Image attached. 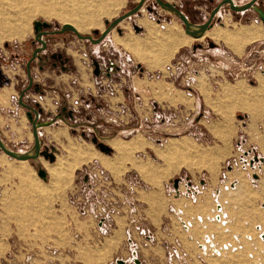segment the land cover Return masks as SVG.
<instances>
[{"label": "rangeland", "instance_id": "1", "mask_svg": "<svg viewBox=\"0 0 264 264\" xmlns=\"http://www.w3.org/2000/svg\"><path fill=\"white\" fill-rule=\"evenodd\" d=\"M35 1V9L24 5L0 16L13 22L9 33L23 14L30 17L23 40L0 43V139L15 152L33 146L29 109L19 104L23 92V103L40 108L41 150L57 163L67 158V144L63 137L53 140L49 129L66 128L77 144L102 153L101 143L111 151L75 169L70 182L53 177L42 154L28 160L35 172L24 171L22 179L14 173L20 161L0 150V264H264V32L241 55L206 35L167 62L160 47L170 24L184 26L154 0L99 44L54 32L87 10L101 27L80 35L95 40V30L139 0L118 7L109 0ZM96 1L107 2L110 13L100 15ZM165 1L200 25L223 0ZM36 22L47 23L39 31L48 34H41L46 47L28 76L27 64L41 47ZM251 24L264 29V0L240 13L223 5L209 33ZM120 36L141 42L140 55L118 43ZM157 55H163L162 68L150 69L146 59ZM7 87L13 88L10 99L2 91ZM137 138L149 146L131 152L115 144ZM188 138L192 145L182 143ZM133 161L158 177L166 172L165 179L147 182ZM39 168L47 171L45 179Z\"/></svg>", "mask_w": 264, "mask_h": 264}, {"label": "bare ground", "instance_id": "2", "mask_svg": "<svg viewBox=\"0 0 264 264\" xmlns=\"http://www.w3.org/2000/svg\"><path fill=\"white\" fill-rule=\"evenodd\" d=\"M74 1L81 2V0H74ZM108 2L113 3L114 7H118L121 5L122 0H109ZM96 3H97V1H96ZM24 5H31L35 9L38 7V2H36L35 0H0V16H2L4 14L2 12H4V10H6V9H10V8L13 9L14 8V10L15 9L18 10V9L22 8V6H24ZM95 7L97 8V12H99L100 15H108L110 13V11L108 9V3L107 2L104 3V2L100 1L96 4ZM83 12H87V13L82 14L79 21H74L71 19L70 20L65 19L64 20L65 24L74 28L75 31L79 34H81L80 32L88 31V29L92 28V27H101L100 22L98 20H94L95 18L91 13H89L87 10H84ZM29 18H30L29 15L23 14L21 16V18L17 19L14 22V23H16L15 24L16 27L13 28V30L10 33L7 32L9 29H6V27L7 28L12 27L13 22L7 18L3 19V20L0 19V27L2 28V30L4 28V30H3L4 33H0V43L5 39H14L15 38V39H18L20 41L23 40L25 33L23 31L24 29H22V28L27 27L26 25L29 23L28 22L30 20ZM63 26H65V25H63ZM254 27L255 26L252 25V29L250 27L248 29H239V30H236L234 32H231L229 30H224V29L223 30L217 29L212 33H208L210 31V29L207 31H204V32L188 31L186 33L189 36L187 34H185L183 31L178 32V33L171 31L170 33L168 32V34L166 36L167 37V40H166L167 44H161L160 49H161V52L164 53L165 60L168 62V61H170V59L175 55V53L182 46L190 45L195 39H202L205 35H210L217 42L224 41V42H226V44L229 45V47L234 46L236 49L239 48V49H237V52L242 53V51H240V48L244 49L245 45L254 43V42L261 39L262 33L260 32V30L262 28L260 30H258V29H255L256 27L255 28ZM249 29H251V30H249ZM99 32H102V31H99ZM116 40L118 43L122 44L127 50H131L135 54L140 55L139 54L140 50H141V52L143 51V49L141 47L142 43L133 37H131V38L129 37V40H119V39H116ZM234 47H231V48L233 49ZM141 59L144 60L142 57H141ZM143 144H144V142H142L141 145L136 144V145H134V147L131 146L133 144H125V145L123 144L124 146L122 147L121 146L122 144L119 143V144H116V146H119V148H120L119 150H121V151H125L127 148V150L130 149V151L133 152L137 149H140L141 147H139V146H143ZM16 153H20V152H16ZM38 157L41 158V156H38ZM12 159H14V158H12ZM87 159H92V158L90 156V158L87 157ZM14 160H18V159H14ZM103 160H104L105 164H109V160H107L105 158ZM18 161H24L25 162L28 160H18ZM55 162H56V158L53 162H50V163L53 164ZM60 165L62 166V164H60ZM72 168L75 169L76 167L73 166ZM139 170H140L141 174H143L144 176L146 175L147 172L144 170V168H140ZM177 189L181 190L179 182H178V188ZM117 261H119V260H117ZM121 262H122L121 264H125V261H121Z\"/></svg>", "mask_w": 264, "mask_h": 264}, {"label": "water", "instance_id": "3", "mask_svg": "<svg viewBox=\"0 0 264 264\" xmlns=\"http://www.w3.org/2000/svg\"><path fill=\"white\" fill-rule=\"evenodd\" d=\"M146 0H139V2L133 7V9H131L130 11L126 12L125 14L121 15L120 17L114 19L113 21H111L110 23L108 21H105V25H107V27L102 31V32H98L97 30H95L93 33L95 35L99 34L97 39H92L89 36H83L80 35L79 33H77L75 31L74 28H72L71 26L65 25V26H61L59 31H56L54 33L56 34H63L67 31H71L72 33H74L76 35V37L79 40L82 41H89L93 44H99L100 42H102L105 37L115 28H117V26L123 22L124 20L136 15L141 8L143 7V5L145 4ZM156 3L164 8L165 10H168L170 12H172L182 23L184 26V30L185 32L188 31H198V32H204L207 31L212 23V20L214 18V16L217 14V12L220 10V8L223 5H228L229 9L232 10L233 12L236 13H240V12H244L246 10H249L250 8H252L254 6V4L258 1V0H251L250 2H248L245 5L242 6H235L232 0H223L217 7H215V9L211 12L210 17L208 18V20L200 25H193L189 22V20L186 18V16L179 10L177 9L174 5H171L168 2H164L162 0H155ZM49 25L45 22H36L34 25V30L36 32V36H35V40L38 41L41 44V47L35 49V51L32 54L31 59L29 60L28 64H27V75L29 76V70H30V64L32 61H34L37 56L38 53L42 52L43 50H45L46 47V43L41 39V34H48V32H41L40 33V28H48ZM133 29L136 32L140 31V28L138 26H133ZM118 33H121L120 31ZM95 66V71L94 73L96 75L99 74V67L98 65H94ZM30 79V78H29ZM22 98H23V92L20 94L19 96V104H21L22 106L26 107L29 109V111L27 112V116L31 119V124H32V134H33V138H34V143L33 146L25 151V152H20V153H16L15 151L11 150L10 148H8L3 141L0 139V150L3 151L7 156L14 158V159H18V160H30V159H34L37 158L40 154H42L45 158H48L49 162H53L54 161V155L52 153H49L45 150H41V142L39 140L38 137V126L41 125L40 122L38 121V117H39V113H40V108L38 109H34L33 107L29 106L26 103L22 102ZM31 111H33L34 113V117H32L31 115ZM46 124V123H44ZM93 143H96L95 139L92 140ZM97 147L99 148V150L101 152H110L111 151V147L107 146V145H103L101 143H96ZM37 175L43 179L46 178L47 172L42 169L39 168L37 170ZM178 182L179 179H174L173 180V185L174 188L177 189L178 188ZM138 262V261H136ZM119 263L121 264V260H119Z\"/></svg>", "mask_w": 264, "mask_h": 264}, {"label": "crops", "instance_id": "4", "mask_svg": "<svg viewBox=\"0 0 264 264\" xmlns=\"http://www.w3.org/2000/svg\"><path fill=\"white\" fill-rule=\"evenodd\" d=\"M143 18H145V17H143ZM139 24V23H138ZM252 25L253 24H251V25H247V26H243V25H240L241 26V28H238V29H236V30H239V29H248V28H250L251 27V29H252ZM141 26H143L145 29H146V32H150L151 33V31H150V29H149V27L147 26L146 27V25H141ZM153 26V25H152ZM260 26V27H259ZM170 27H174V29H176V31H178V30H181V31H185L184 29H183V27L182 26H180V25H178V24H176V23H173V24H170ZM245 27V28H244ZM247 27V28H246ZM256 27V28H255ZM255 29H258V30H260L261 28V30H260V32L262 33V35H263V26L261 25V24H257V25H255ZM148 28V29H147ZM251 29H249V30H251ZM149 30V31H148ZM214 30V29H213ZM235 29L233 30V31H231V32H234V31H236ZM158 30H156V32H157ZM167 31V29L165 30V32ZM154 32V31H153ZM120 39H124L123 37H120ZM126 39V38H125ZM259 41V40H258ZM257 42V41H256ZM222 43L227 47V48H229V45L228 44H226V42H224V41H222ZM255 43V42H254ZM248 45V44H247ZM247 45H245V47L247 46ZM185 46H190V45H184V46H182V47H185ZM181 47V48H182ZM231 47H234V46H230V48ZM245 47H244V49H245ZM180 48V49H181ZM229 48V49H230ZM179 49V50H180ZM235 51H233V53H235V54H237V55H241L242 53H243V51H244V49H241L240 48V51H242V53H239V52H237V49H239V48H233ZM232 50V49H231ZM179 51H177L176 53H178ZM239 53V54H238ZM163 55L161 56V55H157V58L155 57V58H153V57H149L148 56V58L149 59H146V60H148V67L150 68V69H157V68H162L161 66H159V64L161 63V60H163ZM159 60V61H158ZM263 86H264V82H263ZM2 91H4L7 95H4V96H7V97H9L8 99H10V96H11V94H12V91H13V88L12 87H7L6 89H3ZM2 104H7V103H2ZM240 104V103H239ZM251 105H252V103H251ZM251 105H250V107H251ZM66 126V125H65ZM47 128V130L49 129V127H46ZM66 128H60V129H58V130H55V133L54 132H52L51 130L52 129H49L50 130V136H51V138L53 139V140H61L60 139V137H63V139H64V141H63V143H66L67 145L65 146V148H66V150H67V153H68V155H67V158L65 159V161L64 162H59V163H57V162H55V163H53V164H51L50 165V169H49V166L47 165V164H45V166H46V168H47V170H49L50 171V173L53 175V177H62V176H64L68 181H70L71 182V179H72V177H73V175H74V171H75V169H77V168H79L81 165H83V164H86L87 163V161L88 160H92V159H96V158H98L99 156H103L102 155V153H99L96 149H95V147L93 148H87V147H85V145H80V144H77L76 143V141H75V139H73V138H71V136L70 135H67V131L65 130ZM69 136V137H68ZM72 140L74 141V143H72ZM137 140V141H136ZM139 141V142H138ZM142 141H144V140H139V138H137V139H134V140H132V141H130V142H128L127 144H133V145H131L132 147H134V145H141V143H142ZM69 142V143H68ZM71 142V143H70ZM146 142H144V144H143V146L145 147V146H149V145H147L148 143H146ZM182 143H188V144H190V145H192V141L188 138V139H184L183 141H182ZM116 144H119V143H116ZM143 146H139V147H141L140 149H142L143 148ZM5 155V154H4ZM6 157H7V155H5ZM90 156H91V158L92 159H87V157H89L90 158ZM130 157L131 156H127V159H130ZM85 160V161H84ZM20 163L22 164V167H20L17 171H15L14 173L15 174H17L20 178H22V179H24V176L25 175H30V174H28L29 173V171L31 170L30 169V167H29V164H28V161H20ZM60 164H62V166L60 165ZM133 164H135V165H133ZM175 164V163H174ZM174 164H173V166H174ZM72 165L73 166H75L76 168L75 169H73L72 168ZM111 165V169L112 168H114V165L113 164H110ZM143 165H137L136 163H135V161H133L132 162V167L133 168H135V169H137L139 172H140V168H143L142 167ZM145 167V166H144ZM148 171H147V173H146V175L144 176L143 174H141V172H140V174L143 176V178L148 182H150V180H152L153 182H155V183H157L156 185H160L161 184V181L163 180V179H165L164 178V175L166 176V172L164 173V172H162V177L161 176H156V175H154V173H151L150 174V170L147 168V167H145ZM24 171H26L27 172V174H25L24 175ZM33 170H31L30 171V173L32 172ZM33 172H35V171H33ZM152 175V176H151ZM149 177V178H148ZM151 178V179H150ZM150 179V180H149ZM237 188V187H236ZM236 188H233V189H236ZM262 237V236H261Z\"/></svg>", "mask_w": 264, "mask_h": 264}, {"label": "flooded vegetation", "instance_id": "5", "mask_svg": "<svg viewBox=\"0 0 264 264\" xmlns=\"http://www.w3.org/2000/svg\"><path fill=\"white\" fill-rule=\"evenodd\" d=\"M154 1H155V0H154ZM162 1H163V0H162ZM138 2H139V1H138ZM138 2H137V3H138ZM155 2H156V1H155ZM164 2H167V1L164 0ZM156 4H157V3H156ZM157 5H158V4H157ZM180 11H181V10H180ZM181 12H182V11H181ZM142 21H145V20H142ZM137 25L139 26L138 23H137ZM137 25H133V26H137ZM140 25H142V24H140ZM142 28H143V27H142ZM172 28L174 29V27H170V30H168V32H171V31H172V30H171ZM214 28H215V27H213V28L211 27V28H210V31H212ZM143 29H144V28H143ZM174 30H176V29H174ZM174 32H175V31H174ZM177 32H182V31L178 30ZM177 32H175V33H177ZM183 32L186 33L185 31H183ZM208 33H209V32H208ZM208 33H207V34H208ZM186 34H187V33H186ZM187 35H188V34H187ZM124 36H125V35H124ZM124 36H120V37H124ZM188 36H189V35H188ZM205 36H206V35H205ZM205 36H204V37H205ZM204 37H203V38H204ZM119 40H129V39H119ZM109 69H110V68H109ZM99 74H100V73H99Z\"/></svg>", "mask_w": 264, "mask_h": 264}, {"label": "built area", "instance_id": "6", "mask_svg": "<svg viewBox=\"0 0 264 264\" xmlns=\"http://www.w3.org/2000/svg\"><path fill=\"white\" fill-rule=\"evenodd\" d=\"M101 73H103L102 71H101ZM109 75V74H108ZM125 264H126V262H125Z\"/></svg>", "mask_w": 264, "mask_h": 264}]
</instances>
